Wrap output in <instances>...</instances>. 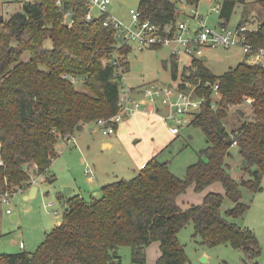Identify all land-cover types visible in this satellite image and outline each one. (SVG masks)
Wrapping results in <instances>:
<instances>
[{"label":"trees","instance_id":"16d2710c","mask_svg":"<svg viewBox=\"0 0 264 264\" xmlns=\"http://www.w3.org/2000/svg\"><path fill=\"white\" fill-rule=\"evenodd\" d=\"M182 1L198 5L201 0ZM219 1L218 26H229L236 8L246 2ZM251 1L263 13L247 32L248 42L264 47V0ZM89 9L88 0H25L21 11L8 18L0 14V192L28 187L33 166L35 175L45 176L49 184L55 181L50 167L58 142L119 111L124 83L113 63L115 28L105 25V14L87 20ZM138 9L142 20L159 24L176 22L182 13L173 0H141ZM244 18L238 26L248 24V13ZM120 51L129 54L132 48ZM122 64L127 71L129 61ZM164 67L177 81L180 61L173 54ZM183 78L190 86L182 82L178 87L187 91L195 86L194 96L203 99L191 124L205 133L208 143L186 177L174 175L158 154L132 179L103 186L99 198L61 196L68 203L63 221L34 251L0 253V264H122L121 246L131 247L133 264H147L153 242L161 245L156 264H187L179 232L191 222L202 244L231 245L259 264L253 261L261 255L260 240L238 220L245 219L253 196L263 189L264 65L246 57L217 76L205 60L193 58ZM247 99L252 100L251 114L238 107L243 121L229 129L230 108L245 106ZM234 146L242 157L240 180L232 173ZM215 182L222 183L225 193L209 192L201 204L186 209L178 204L190 186L201 192ZM226 199L232 205L223 211Z\"/></svg>","mask_w":264,"mask_h":264},{"label":"rangeland","instance_id":"374dc122","mask_svg":"<svg viewBox=\"0 0 264 264\" xmlns=\"http://www.w3.org/2000/svg\"><path fill=\"white\" fill-rule=\"evenodd\" d=\"M7 1L9 9H12L21 0ZM111 1L109 13L119 20L130 23V11L137 10L141 0ZM173 1L178 2L179 9L184 6V13H181L179 20L181 22L188 21L191 27H195L196 21L192 17L194 12L191 11L193 5L181 2V0ZM245 1V4L240 6L246 8V13L249 16L248 26L256 27L260 12L263 13V10L259 4L251 0ZM5 5L3 0H0V12L3 9L7 10ZM216 5V0H201L198 5H194L203 16L205 24L211 27H217L220 24L219 12L214 9ZM240 6L236 8L228 23L231 28L237 27L245 19L246 13ZM94 13H96L95 10ZM172 52L173 47L168 45L143 50L133 46L132 51L126 54L129 60V69L125 72L124 85L135 87L145 83L161 82L179 86L180 83L186 82L187 86H190V83L184 81L183 78L184 67L191 62L189 56L183 53L180 55V72L177 81L172 79L170 69L163 66V60L169 58ZM205 55L208 56V59L205 60L207 67L217 76L225 74L246 60L243 48L239 45L230 48L208 47L205 49ZM77 85L81 86V82ZM195 90L196 87L192 85L187 89L190 93H194ZM238 107L246 115H250L253 110L249 102L245 106H232L227 118L229 129L239 126L240 121H243ZM170 112L168 107V115ZM128 118L132 120L127 122ZM140 118L138 113L125 118L118 124L116 133L112 135L105 134L104 130L96 123H88L71 137L61 139L57 145L58 155L50 167V173L55 175L56 180L47 184L46 177L40 176L38 192L34 197L25 198L29 192L27 190L18 191L10 196L9 203L0 205V208L3 209L0 212V253H13L21 249L34 251L44 241L46 232H50L64 219L68 203L63 201L61 196L67 198L79 194L88 201L99 198L103 186L120 179H132L139 172L141 161L150 159L153 154L156 155L160 152L159 160L167 162L174 175L185 178L188 167L199 161L200 152L208 145L205 133L195 125L185 123L180 127L179 136H177L178 134L172 135L170 127L177 124L175 119L165 122V128L159 129ZM105 141L111 142V146H105ZM232 151L234 155L232 173L237 180H240L242 157L238 154L236 146ZM32 168L31 174L35 175ZM88 170L92 171L88 172ZM91 175H93L92 179ZM216 183L221 185L220 182ZM261 185L263 189L253 196L245 219L238 221L240 224L248 225L258 236L262 252L253 263L258 261L260 264H264V177ZM207 189L203 192H206ZM70 190L73 191L72 194L67 195L66 191ZM209 192L207 191V194ZM201 193L197 192L195 187L190 186L186 193L180 196L178 204L183 209L193 204H201L207 195L202 197ZM249 194L246 193L245 199H248ZM231 205V201L226 199L223 211ZM7 207L12 209V213L6 212ZM13 214L18 215L19 221L12 219ZM179 239L185 245L186 253L190 259L187 264H252L247 261L243 251L231 245L207 246L202 244L201 238L194 236L192 222L181 229ZM20 242H25L26 248H21ZM131 252L130 246L119 247L122 264H133ZM147 264H156V262L148 260L147 256Z\"/></svg>","mask_w":264,"mask_h":264},{"label":"built area","instance_id":"2783aa9c","mask_svg":"<svg viewBox=\"0 0 264 264\" xmlns=\"http://www.w3.org/2000/svg\"><path fill=\"white\" fill-rule=\"evenodd\" d=\"M216 2L217 5L214 9L219 12L222 5L219 0H216ZM111 3V0H88L90 9L87 14V20L91 21L96 16L105 14L107 15L105 25L114 26L116 44L113 63L119 67L123 81L125 80L126 68L122 63L129 61L126 53L120 51L124 46L131 48L136 46L140 50L165 45L172 46V54L180 61L182 53L189 56L190 59L202 58L205 56V49L208 47L223 46L230 48L239 45L243 48L249 62L264 65V47H254L253 44L248 42L247 32L251 28L247 24L234 28L229 26L211 27L205 24L203 16L200 15L194 5L191 11L194 12L192 17L196 21L195 27H191L188 21L181 22L179 19L176 22L166 24L142 20V12L139 9L130 11L131 21L126 23L109 13L108 10ZM94 10L98 11V15L94 13ZM180 10L184 13V6ZM72 79L76 82L75 78ZM218 88V84L213 87L217 93ZM247 101L252 102L251 99H247ZM158 102L170 108L171 112L164 120L165 122H169L171 119L177 121L176 125L170 127L171 134L177 135L180 134L181 126H184L185 123L191 124L193 122L196 112L203 104V99L172 84L153 82L145 83L140 87L123 84L118 102V113L110 118H100L95 123L104 130L105 134L112 135L116 133L115 126L125 118L144 110L146 104L155 106ZM145 165L146 163H142L141 168L145 167ZM91 171L88 170V172ZM31 176L30 185L22 187L18 191H24L32 185H38L40 176L33 174ZM92 178L93 175H91ZM13 194L9 191L0 192V205L9 203V198ZM7 213H12V209L7 207ZM21 246H24L23 242H21Z\"/></svg>","mask_w":264,"mask_h":264},{"label":"crops","instance_id":"0c3cea01","mask_svg":"<svg viewBox=\"0 0 264 264\" xmlns=\"http://www.w3.org/2000/svg\"><path fill=\"white\" fill-rule=\"evenodd\" d=\"M25 0H21V1H19L17 4H16V6L15 7H12V9H9V5L7 4L8 3V1L7 0H3V4H6L5 6H6V9L7 10H5V9H3L1 12H0V14H3L6 18H8V17H10V15L11 14H13V13H15V12H17V11H21L22 10V8H23V2H24ZM34 1V0H33ZM4 2H6V3H4ZM11 2H13V1H11ZM4 6V7H5ZM5 10V11H4ZM10 10V11H9ZM13 10H14V12H13ZM95 14L96 15H98V11L97 10H95ZM248 25V24H247ZM254 28V27H253ZM133 48V47H132ZM171 57V55L169 56V58ZM205 57H206V60L208 59V56L207 55H205ZM169 58H167V59H164L163 60V66H164V61H166V60H169ZM174 85V84H173ZM135 87H140V86H135ZM168 107L167 106H165V105H162L160 102H158L155 106H153L152 104H146V106H145V108H144V110H142V111H140L139 113H138V117L140 118V119H142V120H144L146 123H148L149 125H152V126H155V127H158L159 129H162V128H165V120H164V118L168 115ZM130 120H132V119H130V118H128V120H127V122L128 121H130ZM126 122V123H127ZM178 136H179V134H178ZM171 137H173V138H175L174 136H172L171 135ZM177 137V136H176ZM104 145L105 146H111V142H109V141H105L104 142ZM158 154H160V152H158ZM158 154H156V155H158ZM156 155H154L153 154V156L150 158V159H147V160H143V161H141V163H140V166H139V171L141 170V164L142 163H147V162H149L154 156H156ZM47 182V181H46ZM221 183V182H220ZM47 184H49L48 182H47ZM33 186V185H32ZM32 186H30L29 188H27L26 190L28 191V192H30V190H31V188H32ZM193 187H194V185H192ZM206 188H208L207 190H206V192H203ZM203 191H201L202 193H201V195H202V197H204L206 194H207V191H210V192H221V193H225V189H224V187H223V185H222V183H221V185L220 184H218V183H212V184H210L209 186H207ZM28 194L29 193H27V195H25V198H27L26 196H28ZM183 195V194H182ZM180 198V197H179ZM179 198H178V201H179ZM3 209H2V207L0 208V212L2 211ZM6 212H7V209H6ZM244 221V220H243ZM244 225V224H243ZM247 227H249L248 225H247ZM46 234H47V232H46ZM24 243V246H21V242H20V247L21 248H26V243L25 242H23ZM161 245H160V243L159 242H153L148 248H147V256H148V260H150V261H152V262H156L157 261V259L159 258V256L161 255V247H160ZM21 250H23V249H21ZM20 250V251H21ZM17 252H19V251H17ZM260 264V263H259Z\"/></svg>","mask_w":264,"mask_h":264},{"label":"water","instance_id":"95a60500","mask_svg":"<svg viewBox=\"0 0 264 264\" xmlns=\"http://www.w3.org/2000/svg\"><path fill=\"white\" fill-rule=\"evenodd\" d=\"M202 59H203V60H206V57L203 56ZM37 192H38V185H33L32 188H31V190H30V192H29V194H28V196H26V197H27V198L34 197V196L36 195ZM72 192H73L72 190H70V191H66V194H67V195H71ZM12 219H13L14 221H19V217H18V215H16V214H13V215H12Z\"/></svg>","mask_w":264,"mask_h":264}]
</instances>
